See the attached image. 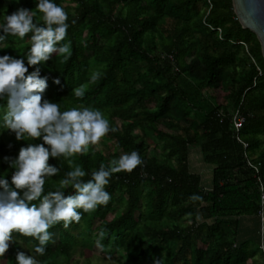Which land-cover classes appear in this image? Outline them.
<instances>
[{"label":"trees","instance_id":"trees-1","mask_svg":"<svg viewBox=\"0 0 264 264\" xmlns=\"http://www.w3.org/2000/svg\"><path fill=\"white\" fill-rule=\"evenodd\" d=\"M53 2L69 15L62 43L71 41L72 56L64 61L53 54L37 66L48 77L44 98L59 103L62 112L99 109L118 128L88 153L69 159L89 173L85 180L101 163L133 150L144 163L113 175L106 186L107 205L88 213L78 210L81 220L67 229L63 222L51 228L54 242L45 255L35 253L33 237L14 232L15 243L0 264H16L17 250L36 256L40 264H246L254 254L250 238L239 240L241 225L248 226V234L256 229L261 209L248 157L259 164L264 183V57L256 34L239 22L232 0ZM36 3L0 0V24L20 7L35 10ZM42 15L37 12L41 23ZM30 36H8L0 56L26 55ZM94 72L101 75L91 83ZM80 85L86 87L82 99L73 95ZM6 105L7 97L0 100V178L11 186L15 169L4 157L15 158L22 146L42 141H17L3 127ZM237 109L246 116L239 133L232 123ZM191 147L200 148L213 166L211 186L192 171ZM49 163L60 173L46 180L45 193L57 190L71 170L63 157ZM64 191L72 194L73 189ZM194 195L202 201L190 199Z\"/></svg>","mask_w":264,"mask_h":264},{"label":"clouds","instance_id":"clouds-1","mask_svg":"<svg viewBox=\"0 0 264 264\" xmlns=\"http://www.w3.org/2000/svg\"><path fill=\"white\" fill-rule=\"evenodd\" d=\"M37 12L43 14L42 23L37 19ZM68 20L69 15L62 6L53 0H38L35 10L20 7L6 15L5 22L0 24V47L8 36L23 40L31 33V46L26 55L0 56V100L7 97L3 127L14 133L17 141H42L22 146L15 158L4 157L15 171L11 186L7 178H0V189H3L0 191V257L15 243L14 232L33 237L38 241L35 253L45 255L49 242H54L51 228L63 222L67 229L72 222L81 220L82 213L78 210L88 213L99 205H107L111 194L106 186L113 175L131 173L144 163L139 152L133 150L107 165L101 163L98 170L91 172V178L85 180L89 173L80 165L73 166L69 159L88 153L90 146L98 145L103 137L118 128L110 126L99 109L79 106L62 112L59 103L44 98L48 77H42L37 66L48 62L53 54L64 61L71 58V41L62 43L70 27ZM29 67L35 70L29 72ZM100 75L92 73L90 82L95 83ZM54 83L59 84L60 80L55 79ZM85 94V85L73 89L77 98L82 99ZM60 157L68 160L71 170L59 180L57 190L45 193L46 180L60 173V168L49 160ZM69 187L73 192L66 195L64 189ZM190 199L202 201L197 195ZM15 259L16 264H40L36 256L21 250L16 251ZM156 264L162 262L157 260Z\"/></svg>","mask_w":264,"mask_h":264},{"label":"rangeland","instance_id":"rangeland-1","mask_svg":"<svg viewBox=\"0 0 264 264\" xmlns=\"http://www.w3.org/2000/svg\"><path fill=\"white\" fill-rule=\"evenodd\" d=\"M198 147H191L193 149L192 155H191V165L194 172L199 173L204 181L207 183L211 180L212 182V176H213V166L210 164H207L203 158L200 148V154L199 152H196ZM156 152L155 149L151 148L150 153L154 154ZM113 153L110 152L109 155H112ZM264 225L262 227V221L261 217L259 219L258 226L253 228L250 233L247 235L248 238H250V248L253 251L254 256L252 257V261L259 262L262 259L264 260ZM98 253V252H97Z\"/></svg>","mask_w":264,"mask_h":264},{"label":"water","instance_id":"water-1","mask_svg":"<svg viewBox=\"0 0 264 264\" xmlns=\"http://www.w3.org/2000/svg\"><path fill=\"white\" fill-rule=\"evenodd\" d=\"M232 2L241 25L256 34L264 57V0H232Z\"/></svg>","mask_w":264,"mask_h":264},{"label":"built area","instance_id":"built-area-1","mask_svg":"<svg viewBox=\"0 0 264 264\" xmlns=\"http://www.w3.org/2000/svg\"><path fill=\"white\" fill-rule=\"evenodd\" d=\"M245 120H246V116L239 109H237L233 113L232 123H233L234 129L236 132L239 133L240 129L243 127ZM238 139L241 143L244 144V147L248 146V144L246 142H244L241 138H238ZM248 163H249V166L251 168H253L255 171L257 183H258V185L260 187V191H261V209H260L259 215L261 217L262 227H263V225H264V183H263V179L259 173L260 172L259 171V164L254 163L249 157H248ZM263 230H264V228H263Z\"/></svg>","mask_w":264,"mask_h":264},{"label":"crops","instance_id":"crops-1","mask_svg":"<svg viewBox=\"0 0 264 264\" xmlns=\"http://www.w3.org/2000/svg\"><path fill=\"white\" fill-rule=\"evenodd\" d=\"M192 151H193V149H190V166H191V169H192V165H191V155H192ZM196 152H199V154H200V151H199V149L197 148V150H196ZM201 155V154H200ZM202 158H203V156H202ZM192 171H194L193 169H192ZM203 179V178H202ZM203 183L208 187V186H211V180L209 181V182H205L204 181V179H203ZM248 223V222H247ZM248 228V226L246 225V224H242L241 225V230H240V236H239V240L240 241H243V240H245V239H247L248 238V233L245 231L246 229ZM246 264H264V260L262 259L261 261H259V262H254V261H252V258H250L248 261H247V263Z\"/></svg>","mask_w":264,"mask_h":264}]
</instances>
